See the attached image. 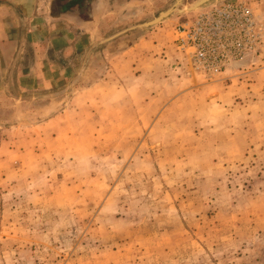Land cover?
<instances>
[{
    "label": "rangeland",
    "instance_id": "374dc122",
    "mask_svg": "<svg viewBox=\"0 0 264 264\" xmlns=\"http://www.w3.org/2000/svg\"><path fill=\"white\" fill-rule=\"evenodd\" d=\"M198 1L19 13L0 264H264V0Z\"/></svg>",
    "mask_w": 264,
    "mask_h": 264
},
{
    "label": "crops",
    "instance_id": "0c3cea01",
    "mask_svg": "<svg viewBox=\"0 0 264 264\" xmlns=\"http://www.w3.org/2000/svg\"><path fill=\"white\" fill-rule=\"evenodd\" d=\"M52 9L58 16L83 22L90 16H95L103 6V0H52ZM45 2V0H44ZM41 0H0V41L13 38L14 27L24 17L30 18L40 6Z\"/></svg>",
    "mask_w": 264,
    "mask_h": 264
},
{
    "label": "water",
    "instance_id": "95a60500",
    "mask_svg": "<svg viewBox=\"0 0 264 264\" xmlns=\"http://www.w3.org/2000/svg\"><path fill=\"white\" fill-rule=\"evenodd\" d=\"M213 1H215V0H200V1H198L197 3H195L194 5H193V9H197V8H199V7H201V6H203V5H206L207 3H211V2H213ZM177 5H179V2L176 4V6ZM174 9L175 8H172L171 10H169L168 12H164V13H162V14H160V16H159V18L158 19H156L154 22H152V23H150V24H146L145 26H144V28H148V27H150L151 25H153L154 23H156V22H158V21H160V20H162V19H165V18H167L173 11H174Z\"/></svg>",
    "mask_w": 264,
    "mask_h": 264
},
{
    "label": "built area",
    "instance_id": "2783aa9c",
    "mask_svg": "<svg viewBox=\"0 0 264 264\" xmlns=\"http://www.w3.org/2000/svg\"><path fill=\"white\" fill-rule=\"evenodd\" d=\"M246 16H247V15H246ZM191 36H192V34L189 33V34H188L189 40H190V38H191V40H192L193 42H195V41L197 40V36H196V37H191Z\"/></svg>",
    "mask_w": 264,
    "mask_h": 264
}]
</instances>
